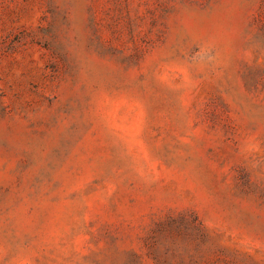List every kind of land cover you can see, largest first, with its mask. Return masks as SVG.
I'll use <instances>...</instances> for the list:
<instances>
[{"label":"rangeland","instance_id":"1","mask_svg":"<svg viewBox=\"0 0 264 264\" xmlns=\"http://www.w3.org/2000/svg\"><path fill=\"white\" fill-rule=\"evenodd\" d=\"M0 264H264V0H0Z\"/></svg>","mask_w":264,"mask_h":264}]
</instances>
